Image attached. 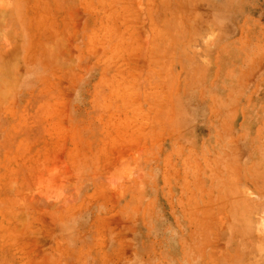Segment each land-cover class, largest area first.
I'll return each mask as SVG.
<instances>
[{
    "label": "rangeland",
    "instance_id": "1",
    "mask_svg": "<svg viewBox=\"0 0 264 264\" xmlns=\"http://www.w3.org/2000/svg\"><path fill=\"white\" fill-rule=\"evenodd\" d=\"M0 264H264V0H0Z\"/></svg>",
    "mask_w": 264,
    "mask_h": 264
},
{
    "label": "bare ground",
    "instance_id": "2",
    "mask_svg": "<svg viewBox=\"0 0 264 264\" xmlns=\"http://www.w3.org/2000/svg\"><path fill=\"white\" fill-rule=\"evenodd\" d=\"M40 63H41V62H40ZM40 63H39V64H40Z\"/></svg>",
    "mask_w": 264,
    "mask_h": 264
}]
</instances>
